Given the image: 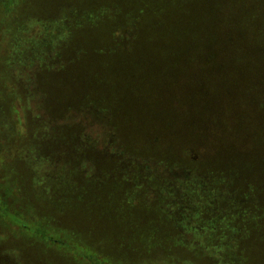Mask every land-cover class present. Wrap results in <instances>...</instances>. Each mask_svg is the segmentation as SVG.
Segmentation results:
<instances>
[{"label": "rangeland", "instance_id": "obj_1", "mask_svg": "<svg viewBox=\"0 0 264 264\" xmlns=\"http://www.w3.org/2000/svg\"><path fill=\"white\" fill-rule=\"evenodd\" d=\"M236 2L235 10L231 5L227 8H232L236 17L239 12L242 18L249 15L251 0ZM253 3L261 12L253 18L259 32L251 35L256 36L252 39L248 35L228 42L230 45L222 44L226 51L222 59L229 53L264 54V4ZM85 8V2L78 6L70 0H0V203L19 212L23 222H41L54 237L77 241L106 257L110 264H156V259L173 255L195 259V253H188L172 239L173 234H186L183 240L191 247L200 245L193 239L189 224L192 213L198 211L185 204L184 192L191 184L189 172L150 169L141 163L136 145L134 153L125 154L118 150L117 141L111 143L105 135L104 86L100 81L97 84L96 69L88 70V62L93 61L89 45L95 39L87 33L77 35L68 27L69 33L63 37L65 49L38 45L49 35L51 23L60 18L73 22ZM230 23L222 27L225 41ZM247 27L244 24L241 29ZM79 43L82 52L77 50ZM82 56L86 71L79 75L78 57ZM62 62L64 67L59 70ZM230 64L222 73H242L235 75L238 80L231 84L204 78L208 71L200 66L173 82L168 103L172 117L168 114L166 118L174 128L169 134L162 131L167 141L160 142H174L179 150L186 144L204 155L213 151L218 136L245 138L251 126L254 129L264 124V72L256 67L237 68L232 61ZM252 78L257 80L254 85ZM245 79L250 85L240 93ZM239 96L244 98L243 107L233 103ZM232 117L238 118L233 127ZM221 124L222 133L218 130ZM202 173L201 169L193 170L196 182L202 180ZM236 179L229 187L234 193L229 203L243 209L238 229L245 231L250 216L259 215V211H252V205L264 211V188L244 179L241 173ZM158 202L159 212L152 208ZM221 203L212 200L210 213H218ZM248 243L238 242L243 247ZM250 247L254 249L252 243ZM260 253L263 259H249L247 264H264V246ZM200 258L202 261L195 259L198 264H221ZM0 264L85 263L65 247L53 245L0 215Z\"/></svg>", "mask_w": 264, "mask_h": 264}, {"label": "trees", "instance_id": "obj_2", "mask_svg": "<svg viewBox=\"0 0 264 264\" xmlns=\"http://www.w3.org/2000/svg\"><path fill=\"white\" fill-rule=\"evenodd\" d=\"M13 1L16 0H9ZM55 1L59 3L60 0ZM70 1L78 6L85 2L86 8L73 22L60 18L57 23H51L47 27L49 35L38 45L42 48L50 45L65 49L67 45L63 37L68 35V27L77 35L87 33L88 37L95 39L89 45L93 61L90 64L87 62L88 70L96 69L97 84L100 81L104 86L101 100L105 135L111 143L117 141L118 150L125 154L134 153L133 147L136 145L141 163L148 165L150 169H181L189 172L187 178L191 184L184 192L185 204L193 211H198L197 214L192 213L189 224L193 228V239L199 241L200 245L195 249L191 247L183 240V235L186 234H173L172 239L182 244L188 253H195L196 260L203 257L211 258L214 263L218 260L217 263L221 264H247L249 259H263L260 253L264 246V218L261 216L264 214L263 207L252 205V208L255 207L252 211H259V215L250 216L249 229L240 231L238 227H241L243 209L239 204L229 203V196L234 194L229 187L237 180V174L241 173L244 179L247 177L251 183H259L264 188V124H259L254 129L251 126L245 138H226L224 134L218 136L213 151L204 155L196 154L197 151L194 152L186 144L183 150H179L174 142H160L167 141V135L161 132L167 130L165 133L169 134L174 128L173 122L169 120L172 117L168 105L172 99L171 86L186 71L197 66L204 67L208 71L204 72V78L212 82L218 80L216 83L220 81L222 85L231 84L235 75H242L238 70L235 73H222V70L231 67V61L237 68L256 67V70L264 72V54H241L239 56L242 57H239L229 53L222 59L226 53L221 49L222 44H228L237 38H249L248 35L259 32V25L253 21V18L261 14L256 4L251 0V11L242 18L240 12L236 17L232 11L237 0ZM254 1L264 4V0ZM230 5L232 8H227ZM84 21L88 24L84 25ZM227 22L231 23L228 40L225 41L222 27ZM244 24H248V27L243 31L241 26ZM261 34L264 35V31ZM254 37L256 36H251V39ZM77 50L82 52L80 43ZM221 59L223 62L220 63ZM78 60L81 69L78 74L82 75L86 71L83 68L85 56L78 57ZM63 67L62 62L59 70ZM210 72L212 73L209 74ZM251 82L254 85L257 80L252 78ZM249 85L246 79L242 80L239 92L245 93ZM243 99L239 96L238 100L233 99V103L237 101L240 103L239 107H243ZM246 105L249 104L246 102ZM14 112L17 116V107ZM168 114L169 118H166ZM159 115L164 118H157ZM237 122L238 118H231L232 127ZM223 129L224 125L221 124L218 130L222 133ZM112 163L111 160L110 164ZM195 169L203 172L202 180L198 182L192 174ZM210 181L216 183L212 184ZM124 191L126 195L128 191ZM214 199H219L222 203L218 208L219 212L211 214V201ZM160 205L158 202L152 208L159 212ZM146 206L149 204L146 203ZM0 215L53 245L65 247L85 264H110L106 257L87 250L77 241L67 242L54 237L50 229L41 222H23L19 219V212L8 210L1 203ZM186 231L188 233L187 229ZM151 234L156 235L154 232ZM241 240L249 243L245 247L239 246L238 242ZM251 243L254 249H251ZM195 259L173 255L168 259H156L155 263L198 264Z\"/></svg>", "mask_w": 264, "mask_h": 264}]
</instances>
